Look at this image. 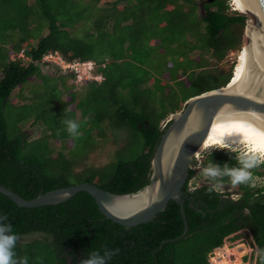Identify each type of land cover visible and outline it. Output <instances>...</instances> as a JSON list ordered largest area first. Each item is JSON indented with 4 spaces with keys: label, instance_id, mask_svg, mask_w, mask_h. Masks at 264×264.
Returning <instances> with one entry per match:
<instances>
[{
    "label": "trees",
    "instance_id": "1",
    "mask_svg": "<svg viewBox=\"0 0 264 264\" xmlns=\"http://www.w3.org/2000/svg\"><path fill=\"white\" fill-rule=\"evenodd\" d=\"M197 6L191 0H0V186L31 200L80 182L114 194L146 185L161 123L189 98L225 87L235 65L224 70L218 63L241 50L246 15L230 14L226 0H202L200 17ZM183 31L185 51L167 53ZM152 51L164 53V67L152 64ZM18 53L28 60L9 58ZM55 53L66 62H93L101 80L86 79V89L75 90L73 71L41 61ZM67 119L80 124V136L67 131ZM37 124L42 129L30 138ZM108 141L115 147L108 161H90ZM206 161L239 166L231 153L214 151ZM195 173L189 169L183 188L188 231L162 247L184 229L174 201L133 227L103 216L84 191L32 208L0 193V213L18 234L17 257L29 264H80L89 252L105 249L118 250L109 264H210L214 249L244 231L256 247L254 264H264L257 255L264 248V197L243 213L211 185L190 190ZM244 192L251 195L249 186Z\"/></svg>",
    "mask_w": 264,
    "mask_h": 264
},
{
    "label": "water",
    "instance_id": "2",
    "mask_svg": "<svg viewBox=\"0 0 264 264\" xmlns=\"http://www.w3.org/2000/svg\"><path fill=\"white\" fill-rule=\"evenodd\" d=\"M242 1L251 17L246 20L244 29L246 34L249 27L244 79L234 89H226V85L191 97L180 110L170 115L154 148L146 185L134 192L114 194L92 183L80 182L39 193L31 200L3 186H0V193L20 207L32 208L62 203L84 191L94 199L103 216L124 227L152 220L169 201H174L179 206L184 229L178 238L165 240L160 247L184 237L188 224L183 188L215 114L221 110L219 122L264 129V0Z\"/></svg>",
    "mask_w": 264,
    "mask_h": 264
},
{
    "label": "clouds",
    "instance_id": "3",
    "mask_svg": "<svg viewBox=\"0 0 264 264\" xmlns=\"http://www.w3.org/2000/svg\"><path fill=\"white\" fill-rule=\"evenodd\" d=\"M67 131L73 136L78 137L80 132V124L74 119L65 121ZM245 125L229 124L221 125L219 129L218 139L211 136L203 142L204 147L215 146L218 148L226 147L224 137L231 136L233 132L239 133L244 131ZM242 146L236 157L239 166L229 167L227 163L222 167L220 164L212 163L211 166H205L202 173L205 177L216 179L218 177L229 176L233 185L245 183L251 176L250 169L264 161V130L249 128L247 134L234 140ZM237 151L236 148L231 149ZM18 243V234L13 230V225L9 222L8 217L4 213H0V264H29L28 258H19L16 255V246ZM117 249H105L102 252L93 250L84 257L80 264H109L112 256L115 255ZM257 255L264 259V248L257 250Z\"/></svg>",
    "mask_w": 264,
    "mask_h": 264
},
{
    "label": "rangeland",
    "instance_id": "4",
    "mask_svg": "<svg viewBox=\"0 0 264 264\" xmlns=\"http://www.w3.org/2000/svg\"><path fill=\"white\" fill-rule=\"evenodd\" d=\"M201 1L202 0H191L192 3L198 5L197 6V10H196V14H197L198 17H200V16L203 15V9L201 8ZM226 1L228 2V5H229L230 14H234V11H233L234 10L233 9L234 8L233 1L232 0H226ZM188 8H185V10L187 9L185 12H188L189 14H192V12L190 13V11H189L190 8L189 9ZM236 12H239V11H236ZM245 15H246V18H247L246 20H248V19L251 18L248 14H245ZM189 27H191L192 29L196 28L195 22L192 21V23H190ZM193 31L195 32V29ZM186 33H187L186 31H183L182 33H178V32L175 33L177 39H175L174 42H172V45L174 47H172L171 45L166 46L167 47L166 48L167 53H170V54H173L174 52L177 53L178 50H180L181 52H184L185 51L184 49H185L186 45L184 43L186 42V39H185ZM80 34H81V32L78 33V35H80ZM180 41H182V43H179ZM202 42L203 43H199V44L200 45H204L205 43H204L203 40H202ZM245 43H246V34L243 32V35H242V38H241V49H242L243 45H245ZM157 52L158 51H156V53H155V51H152L151 52L150 59L152 60V64H154L155 66L160 67V68L161 67H164V63H162V57H161V56H163L164 53L162 55H160L161 52L160 53H157ZM239 52L240 51H238V52L237 51L230 52L229 53V56L227 57V60L224 61V63L223 62L218 63V65L220 64V67L222 69L227 70L228 67H229V63L233 62L234 65L236 64L237 59H238ZM196 54H198V51L197 50H195V51H193V52L190 53L191 56L192 55H196ZM17 57L23 58L24 60H28L27 58H25L20 53L9 55V58L11 60H14ZM80 70H81L80 78H78L76 80L79 83L76 82L77 85L75 86L74 89L75 90L84 91L86 89V84L83 83L84 80L82 78H84L83 75H86V74H83L84 73V70H85L84 67H81ZM46 74H48V75L52 74L51 73V70H48ZM99 80H101V79H99ZM22 89H23L22 92H23L24 96H26V83H25V85H24V87ZM12 98H14V94L11 95V99ZM62 99L63 100L66 99V94L62 96ZM176 111H178V110H176ZM75 115H76V118H80V114H79L78 111L76 112ZM169 118H170V116L168 117V120H169ZM167 121L165 120L164 122H162L161 123V126L164 127L166 125ZM31 129L33 130L34 133L30 136V138H36V137H38L39 132L41 131L42 127L37 124V125L33 126ZM24 130H25V132H28L27 129H26V127H24ZM113 133L115 134V137H119L120 138L122 136L121 135L122 132L119 133L118 131H115ZM112 137H114V136L112 135ZM58 143H59L60 146H62L61 141H59ZM111 147H112L111 142L108 141L103 150L98 151L96 153L97 155L95 154L96 156L95 155L94 156L93 155L91 156L90 161H92V162L99 161L101 163H105L109 159L110 154L108 152V149L111 148ZM112 148L114 149L115 147H112ZM214 148H216V147L215 146L207 147V148H205L199 154V156L195 157L193 163H195V167L196 168H198L203 163L206 154L209 153V152H211ZM233 148H236L237 151H235V152L238 153V151L241 150L242 146H239V147L228 146V148H224V149L231 150ZM219 149H221V148H219ZM62 151L63 152H67L66 149H62ZM262 162H264V161H262ZM261 171L264 174V168L261 169ZM204 180H205V176L202 175V176H200V177H198L196 179V183L198 185H200L201 183L204 182ZM251 182H252V184L258 185V186L264 185V175L262 177H254ZM232 236H234V234H232L229 237H227L224 240V243L223 244L225 246H227V247L230 246L229 248L236 249L237 252L240 251L239 250L240 249L239 248L240 246L244 247V249H245L244 251L245 252L244 253L242 252V255L239 254V252H238L239 257H240V264H254V258H255V255H256V247L253 245L252 238L250 237V235L247 232L244 231V233L242 235H239V236L234 237V238ZM215 253H216L215 250H213L211 252V254L209 255V261H210V259L212 257H215L216 256ZM210 264H211V261H210Z\"/></svg>",
    "mask_w": 264,
    "mask_h": 264
},
{
    "label": "bare ground",
    "instance_id": "5",
    "mask_svg": "<svg viewBox=\"0 0 264 264\" xmlns=\"http://www.w3.org/2000/svg\"><path fill=\"white\" fill-rule=\"evenodd\" d=\"M233 1V6H234V10L242 12L244 14H247L248 11L245 9L243 1L242 0H232ZM249 28V27H248ZM248 28L246 30V43L245 45L242 47V49L240 50L239 54H238V59L237 62L233 68V73H232V77L229 81V83L227 84L226 89H234L245 77L246 71H247V40H248ZM220 111L219 110L214 118L213 121L210 125L208 134L205 138V140L208 139L209 136H211L213 139H218L220 138L219 136V129L221 125H229L230 123L221 121L219 122V117H220ZM196 125V124H195ZM248 127H245L244 131L236 133L233 132V134L231 136H225L223 139L226 142L227 146H233V147H239L241 146L238 143H234V140H238L240 137L244 136L245 134H247L248 132ZM258 129V128H255ZM259 130H264V129H259ZM204 140V141H205ZM210 147V146H208ZM207 147L202 145L200 146V148L197 150L196 152V156H199V154ZM230 247V246H229ZM227 246H225L224 244L222 245V247L216 248L215 250V257H212L210 259L211 264H240V257L239 254L242 255V252L244 253L245 249L244 247L240 246L239 250V254L236 251V249L234 248H229ZM238 250V249H237Z\"/></svg>",
    "mask_w": 264,
    "mask_h": 264
},
{
    "label": "flooded vegetation",
    "instance_id": "6",
    "mask_svg": "<svg viewBox=\"0 0 264 264\" xmlns=\"http://www.w3.org/2000/svg\"><path fill=\"white\" fill-rule=\"evenodd\" d=\"M224 148H228V147H223L221 149L216 147L211 152L207 153L204 158L203 163L198 168L195 167V163H192L190 169H193L196 173H195L194 178H192L189 181V184H188L189 189L194 190L195 188L200 187L201 185H211L216 190H218L219 193H221V199H224L226 201L229 200L230 202L238 206L240 205L241 211L243 213H246L248 207H251L255 205L257 202H260V198L264 197V185L258 186V185L252 184L251 182L254 177H262L264 175L261 171V169L264 168V162L259 163L256 166L255 170H250L251 176L249 180L245 183H242V185L241 184L233 185L231 183L229 176L218 177L215 180L210 177H205V180L203 183H201L200 185L196 183V179L203 175L202 173L203 167L211 166L212 163L207 162V161L205 162V160H206V157L212 152L216 151V152L231 153V154H235L237 157L238 155L237 152L227 150ZM225 163H228V161H226ZM247 186H249V190L251 192V195L248 198H246L245 192H244V189ZM183 197L185 201V199L188 198V195H183Z\"/></svg>",
    "mask_w": 264,
    "mask_h": 264
},
{
    "label": "built area",
    "instance_id": "7",
    "mask_svg": "<svg viewBox=\"0 0 264 264\" xmlns=\"http://www.w3.org/2000/svg\"><path fill=\"white\" fill-rule=\"evenodd\" d=\"M42 59H43L42 62H52L55 65H58L64 71L67 69L70 71H73V73H75L76 80L78 78H80V74H81L80 68L81 67H84V69H85L83 74L87 75V76L83 75L84 76V78H82L83 80H86V79H97V80H99V79H101V77L99 75H95L93 73V70H94V63L93 62H90V61L81 62L78 60H74L72 62H66L63 59H61L58 56V54H56V53L55 54H48V55L44 56Z\"/></svg>",
    "mask_w": 264,
    "mask_h": 264
},
{
    "label": "crops",
    "instance_id": "8",
    "mask_svg": "<svg viewBox=\"0 0 264 264\" xmlns=\"http://www.w3.org/2000/svg\"><path fill=\"white\" fill-rule=\"evenodd\" d=\"M168 119H166V121H167Z\"/></svg>",
    "mask_w": 264,
    "mask_h": 264
}]
</instances>
